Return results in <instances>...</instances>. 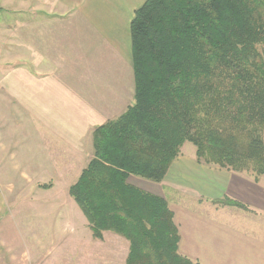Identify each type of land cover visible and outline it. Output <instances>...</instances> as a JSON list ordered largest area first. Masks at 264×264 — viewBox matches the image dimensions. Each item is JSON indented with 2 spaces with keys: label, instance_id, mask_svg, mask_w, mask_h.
<instances>
[{
  "label": "crops",
  "instance_id": "1",
  "mask_svg": "<svg viewBox=\"0 0 264 264\" xmlns=\"http://www.w3.org/2000/svg\"><path fill=\"white\" fill-rule=\"evenodd\" d=\"M143 1L0 0V248H12L0 264H125L127 239L93 237L68 186L92 156V130L133 102L130 21ZM181 149L162 181L128 177L167 200L178 252L199 264H264V228L253 218L264 217V177ZM224 196L249 213L216 202ZM26 205L42 208L39 217L15 218L13 207ZM8 218L33 240L27 252L5 240Z\"/></svg>",
  "mask_w": 264,
  "mask_h": 264
},
{
  "label": "trees",
  "instance_id": "2",
  "mask_svg": "<svg viewBox=\"0 0 264 264\" xmlns=\"http://www.w3.org/2000/svg\"><path fill=\"white\" fill-rule=\"evenodd\" d=\"M130 37L133 102L92 130L68 193L93 237L127 239L125 264H199L178 252L167 200L128 177L162 181L186 141L199 163L264 176V0H144Z\"/></svg>",
  "mask_w": 264,
  "mask_h": 264
},
{
  "label": "rangeland",
  "instance_id": "3",
  "mask_svg": "<svg viewBox=\"0 0 264 264\" xmlns=\"http://www.w3.org/2000/svg\"><path fill=\"white\" fill-rule=\"evenodd\" d=\"M182 149H181V157H184V158H187V159H190V157H194V152H195V147L192 143L186 141L184 142V144L182 145ZM75 171L76 170H68V172H70L71 174H75ZM250 176V175H249ZM264 177V176H263ZM252 178V176H251ZM263 179V178H262ZM69 187V186H68ZM168 191L166 190L165 193H167ZM28 194H30L28 192ZM69 194V193H68ZM167 195V194H166ZM20 197L22 198H25L24 200H27L29 198H26L27 196H23V195H20ZM169 200H177V196L171 192L170 196H166ZM31 198V196H30ZM220 199H223V198H220ZM182 200H186L188 201L189 198L188 197H183L180 199V201ZM18 205V204H16ZM42 208H37V207H29L28 205L26 206H23L21 207L20 209H18L16 206L13 207V211L15 213H17L16 210L19 211V214H13L15 216V218H17L18 216H21V215H28V216H31V217H39V214L38 212L41 210ZM240 209V208H239ZM247 213H249V209L246 210ZM251 213V212H250ZM8 215H11V212L7 213ZM49 214H53V212L49 213ZM253 218L256 219L258 221V223L264 228V217H260V216H257V215H253ZM260 221H262L260 223ZM13 220L11 218H8V225L6 226L9 227L10 226V233L8 232V237H5V240L8 242V243H14L16 245V248L17 250L20 252V251H25L27 252L29 250V246H31V244L33 243V240L31 239H28L26 238L23 234H22V229L19 228V224H18V227H17V224H13L12 223ZM12 237L14 239H12ZM3 247V246H1ZM11 246H8V247H3V248H0V255L1 257L0 258H4L6 259L7 261L9 260L11 262V252H12V248H10ZM25 256V255H24ZM24 256L21 255L19 256L21 259L24 260ZM8 261V262H9Z\"/></svg>",
  "mask_w": 264,
  "mask_h": 264
}]
</instances>
